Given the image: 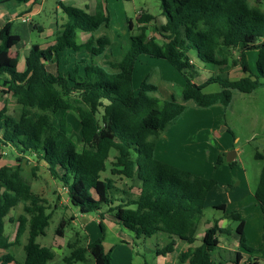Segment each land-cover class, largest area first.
I'll return each instance as SVG.
<instances>
[{"label": "trees", "instance_id": "16d2710c", "mask_svg": "<svg viewBox=\"0 0 264 264\" xmlns=\"http://www.w3.org/2000/svg\"><path fill=\"white\" fill-rule=\"evenodd\" d=\"M28 1L0 0V5L14 7ZM256 3L264 5V0ZM59 4L66 19L56 30L53 44L45 48L33 44L22 71L17 70L18 56L8 55L9 49L20 42L19 35L11 31L12 21L7 20L0 28V92L10 94L19 104L16 117L9 115L5 107L0 109V146L13 148L21 156L17 157L18 162L23 156L32 155L45 163L48 173L63 185L68 202L79 213L90 214L106 205L116 223L135 231L136 238L161 231L192 244L206 194L215 181L156 159L155 141L184 113L182 102L227 107L233 90L250 94L264 86V8L252 5L250 0H161L165 21L157 25L152 22L153 15L140 11L135 17L138 33L112 56L113 43L105 32L109 18L101 1L92 13L87 7ZM126 21L132 28V20ZM150 25L160 40L148 34ZM82 35L84 39H80ZM235 49L243 76L233 79L216 74L201 83L192 81L190 70L194 64L189 51H195L203 63L222 65L227 61L226 51ZM250 50L257 51L255 72L247 62ZM72 54L74 60L66 71L53 74L46 70V62L69 65ZM142 54L167 60L184 76L182 102L159 98L155 95L157 88L145 81L138 90L133 89L134 64ZM211 84H218L220 90L206 92ZM60 110L76 111L83 133L81 148L70 136L71 126L65 116L58 119L57 125L52 122ZM254 158L262 161L253 195L264 216V150L257 149ZM107 160L111 175L137 179V193L127 195L121 189L120 196L115 194L117 188L112 179L100 177ZM221 161L219 155L217 162ZM19 172V165L15 170L0 166V250L19 244L26 234L24 258L19 262L7 252L0 256V264H46L54 253L36 238L44 234L50 214L43 198L31 190ZM22 200L27 202L26 215L18 216L14 240L9 241L4 235L3 218ZM215 208L224 211L225 205L217 204ZM224 215L238 221V244L251 251L245 243L244 220L239 213L231 210ZM103 216L101 212L98 222L102 233ZM66 222L60 220L56 235H64ZM221 231L217 222L206 227L201 244L187 247L181 259L187 264H214ZM67 246L70 252L63 257L64 264H112L111 250H104L103 237ZM173 246L174 241L170 240L156 252L167 254ZM233 262L257 264L256 259L242 260L239 251H235Z\"/></svg>", "mask_w": 264, "mask_h": 264}, {"label": "rangeland", "instance_id": "374dc122", "mask_svg": "<svg viewBox=\"0 0 264 264\" xmlns=\"http://www.w3.org/2000/svg\"><path fill=\"white\" fill-rule=\"evenodd\" d=\"M97 1L43 0L41 5L36 6L40 7L39 11L31 15V19L25 20L22 16L13 17L11 31L17 33L20 37V42L16 47L19 54L17 70L23 67L22 60L24 58L20 56L24 53L27 54L33 44H37L39 47L44 45L48 41L46 32L50 29H59L65 21L66 17L59 2L77 8H84L83 3L85 2L87 6H90L88 12L92 13V8ZM100 1L109 18V26L105 32L113 43L111 48L112 56L118 54L119 48L127 43L130 36L138 33L135 17L140 11L153 15L155 20L152 22L157 25L165 21L162 15L161 0ZM250 2L260 9L264 8V5H258L256 0H250ZM13 13L10 11L8 14L14 16L12 15ZM2 18L0 16V22ZM126 19L132 20L134 23L132 28L129 27ZM35 25L41 26L42 31L35 29ZM148 34L159 40L161 39L152 25L149 26ZM84 38V35L80 37V39ZM188 54L191 55L192 63L194 64L193 69L190 70V75L195 83H201L209 76L216 74H225L233 79L240 77L242 74L239 67V54L236 49L226 51L227 61L220 66L201 62L193 50L189 51ZM8 55H10L9 51ZM73 55L69 57L71 59L69 65L66 66L63 62H47L45 63L47 66H45L46 70L53 74L60 70L66 71L74 60ZM256 59V50L247 52L249 69L254 72L256 71ZM143 81L157 88L155 95L159 98H174L178 102H182L180 90L185 84V78L167 60L151 57L147 54L139 55L133 68V89L138 90ZM218 90H220L218 84H211L205 88L206 92H216ZM182 103L186 107L184 113L174 124L159 133L155 141L157 152L155 157L196 176L212 179L215 181V186L206 194L203 204V215L198 222L195 241L192 244L185 242L186 245L184 246V243L176 242L177 238L175 236H171L170 240L174 241L173 251L165 254L162 258L163 260H159V264H187V261L181 259L182 251L186 250L187 246L195 247L200 245L203 230L209 224H213L216 220H220L221 222L219 221V223L222 224L221 219L223 218L221 215L223 210L215 208L217 204L223 203L229 208H233L236 206L235 203L238 202L240 206H244L248 211L252 212L254 204L253 190L262 167V161L255 159L254 153L257 149L259 151L264 150V86L250 94L233 90L231 101L227 107L221 104L199 107L192 101ZM2 107H5L7 113L11 116L16 117L19 113V104L16 99L10 94L0 92V109ZM62 115L70 123V136L77 147L81 148L83 145V133L76 111L60 110L52 117V122L57 125V121ZM229 151H234L236 154L234 159L231 160L233 161L231 165H229L230 161L227 160ZM112 154L113 151L110 157ZM219 155L222 158L221 162H217ZM17 157L21 156L13 148L5 145L0 146V166L15 170L19 165L20 177L30 185L33 192L43 198L46 212L50 214L44 234L36 238L40 244L51 248L54 253L53 259L46 264H64L63 257L70 252L68 244H86L101 237H103L105 251L111 250L112 264H143L141 255H148V251L152 249V242L156 241V238H148L146 236L136 238L135 231L132 229L123 225L117 226L111 220L113 218V216H110L111 213L106 211V205L102 206V211L104 212L102 219L104 231L102 233L98 223L100 212L79 213L77 208L68 202L67 192L63 185L48 173L45 163L38 162L32 155L23 156V160L20 162L17 161ZM109 169L110 163L107 160L106 168L100 173V177L102 179H112L113 184L117 188L115 194L120 196L121 189H125L127 195L137 193L138 181L136 178L131 181L126 178L119 179L111 175ZM8 172L6 173L8 174ZM131 185L133 187H130ZM2 190L0 189V194ZM112 190L114 191V189ZM26 203L23 200L20 201L3 218L4 235L8 236L9 241L14 240L18 216L26 215L24 211ZM249 218H251L248 220L250 225L256 223L255 216L252 213ZM62 219L67 222L64 226V235L61 237L56 235L55 229ZM224 221L230 222L232 225L236 224V221L231 218H225ZM226 229L222 230L219 235L228 240L229 229ZM160 232L155 234L158 238L156 242L161 249L164 246L160 243L161 239L159 238L164 233L160 234ZM24 240L23 236L20 242L22 243ZM132 240L134 243H132ZM262 245L259 247L253 246V250L255 254L262 256L260 262L264 263L262 261L264 258V247H261ZM13 247L12 250H14L15 256H24L23 251L20 252L21 245ZM135 250H138V254H135ZM218 252L224 259L228 258L227 252L216 250L213 255L214 264H219V258H214V256L218 255ZM132 254H134L133 258ZM230 256L233 258L232 254ZM232 263L234 264V262Z\"/></svg>", "mask_w": 264, "mask_h": 264}, {"label": "crops", "instance_id": "0c3cea01", "mask_svg": "<svg viewBox=\"0 0 264 264\" xmlns=\"http://www.w3.org/2000/svg\"><path fill=\"white\" fill-rule=\"evenodd\" d=\"M98 1H100V0H98ZM41 3H42V1H31L30 0V1L26 2V3H22V4L18 5V6H14V7L13 6L4 7V6L0 5V16H1V18L3 17L2 21L0 22V28L4 25V23L7 20L13 21V17L27 16L29 19H31L30 16L34 15L35 13H37L39 11L40 7H36V6L41 5ZM83 6H84V8L87 7V11L90 9L89 8L90 6H87L85 4V2L83 3ZM94 7L92 8L93 11H94ZM10 11L14 12L12 14L14 16H11V15L8 14ZM34 28L38 29L39 31H42V27L41 26L35 25ZM11 30H12V28H11ZM56 30L50 29L49 31L46 32L47 33L46 37H47L48 41L44 45H41L40 46L41 48L53 44L54 35H55ZM15 34H17V33H15ZM17 45L18 44H16L15 46H13V47H11L9 49V54L11 56H13V55L19 56L18 50H16ZM26 55L27 54L24 53L23 55L20 56L21 58L23 57L24 59L22 60L23 67L19 71H22L25 68V56ZM190 58H192L191 55H190ZM218 66H220V65H218ZM17 67H18V62H17ZM239 67H240V65H239ZM240 70H241V67H240ZM241 73L242 74L240 75V77L244 75L242 71H241ZM155 154L157 155L156 146L154 147V151H153L154 157H155ZM261 168H260V171H261ZM259 174H260V172H259ZM258 178H259V175H258ZM258 178H257V182H258ZM257 182H256V184H257ZM253 197H254V195H253ZM253 200H254V204H253V211L252 212L248 211L246 207L240 206L238 202L235 203L236 206L233 207V208H229V206L224 204L225 205V210L223 211V214L221 215L223 219L220 218L222 220V224L219 223L220 220H216V222H217L218 227L220 229H222V230H225L226 227L228 226L227 229H229V235H228L229 238H228V240H226V239L222 238L218 234L217 237L219 239V244H218L217 250H224V252H227L228 253V258L224 259L220 255V253L218 252L217 253L218 255L216 257L214 256V258H219V261H218L219 264H233L232 262H233V259H234V256H235V251H239L241 253L242 260H244V259H249V260L256 259L257 264H264V263L260 262V259H261L262 256L259 255V254H255L254 250H253L254 249L253 246L259 247L261 244H263L261 247H264V225H263L264 216H263V214L261 212V209H260L259 205L257 204L255 198ZM220 204H223V203H220ZM231 210H235L236 212H238L240 217L244 220L243 233H244L245 243L249 247L252 248L251 251H247L244 248H240V246L238 244V238H237L236 233H235V229L237 227L238 221L233 219L234 221H236V224H233V225L230 222L224 221L225 218L226 219L228 218V217H226L224 215V213L227 212V211H231ZM98 212L101 213L103 211L100 210ZM251 213H252V215L255 216V222L256 223L253 224V225H250V222L248 221L249 219H251V218H249V215ZM110 216H112V214H110ZM111 220L113 221L114 224H116L117 226H120V224L116 223L114 218H112ZM209 226H211V224H209ZM204 230H203V232H204ZM161 233L162 232H160V234ZM23 236H24L25 240L22 243L20 242L19 244H14V245L10 246L7 250H0V256L2 254H5V253L9 252V253L13 254L14 258L17 261L21 262L23 260L24 256L21 257V255H20L21 258L15 256L14 255V250H12V249L14 248L13 246L21 245L20 252L23 251V244L26 241V234L22 235V237ZM160 236L161 237L159 239H161L160 243H162V246H164L166 244V242H168L171 239V237L168 234H166V233L161 234ZM22 237H21V239H22ZM148 238H156L155 240L158 241V238L156 237V234H153V235L149 236ZM176 238H177L176 242H182V243H184V246L186 245V243H185L186 241L185 240H182V239H180L178 237H176ZM156 241L152 242V249H150L148 251V255L147 254H146V256L144 254L141 255L143 257V264H159V260L162 259L165 256V254L162 255V254H158L156 252L157 249H160L159 244ZM132 243H134L133 240H132ZM127 244H129V243H127ZM103 247H104V244H103ZM104 250H105V248H104ZM171 252H169V253H171ZM23 253H24V251H23ZM135 254H138V250H135ZM231 254L233 255V258L231 256L229 257V255H231ZM133 255L134 254H132V258H133ZM262 261L264 262V258H263ZM4 264H15V262L14 261H10V262L4 263Z\"/></svg>", "mask_w": 264, "mask_h": 264}, {"label": "water", "instance_id": "95a60500", "mask_svg": "<svg viewBox=\"0 0 264 264\" xmlns=\"http://www.w3.org/2000/svg\"><path fill=\"white\" fill-rule=\"evenodd\" d=\"M235 156V152L234 151H229L227 154V160L231 161Z\"/></svg>", "mask_w": 264, "mask_h": 264}, {"label": "built area", "instance_id": "2783aa9c", "mask_svg": "<svg viewBox=\"0 0 264 264\" xmlns=\"http://www.w3.org/2000/svg\"><path fill=\"white\" fill-rule=\"evenodd\" d=\"M31 1H43V0H31ZM25 20H29V18L27 16H23ZM241 264H244L243 262Z\"/></svg>", "mask_w": 264, "mask_h": 264}]
</instances>
